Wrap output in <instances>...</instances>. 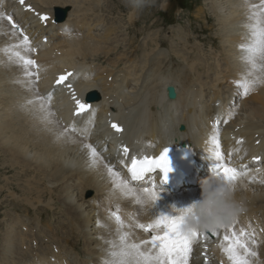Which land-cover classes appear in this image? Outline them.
I'll list each match as a JSON object with an SVG mask.
<instances>
[{
  "label": "bare ground",
  "instance_id": "1",
  "mask_svg": "<svg viewBox=\"0 0 264 264\" xmlns=\"http://www.w3.org/2000/svg\"><path fill=\"white\" fill-rule=\"evenodd\" d=\"M101 1L27 0L36 13L48 16V20L53 18L55 8H70L63 22L58 23L60 31L51 29L49 25L35 26L34 34L37 36L30 41V47L35 45L38 49L31 52L29 57L53 77L68 72L69 67L85 65L81 69H86L88 80L76 75L69 79L75 83V90L80 95L86 90L97 92L98 124L108 134L111 132L109 123L119 120L124 124L122 134L126 138L135 137L140 144L153 141L154 149L159 151L169 141L163 137L167 131H164V127L168 124L165 122L166 116H163L164 110L168 108L171 112L174 109L176 117H172L171 124L184 126L181 136L200 138L196 146L199 175L184 190L168 193L160 189L153 209L136 204L134 197L122 196L113 187L105 164L111 165L121 178L126 179L122 164L129 155L125 156L122 150L123 158L108 156L107 151L103 150L105 140L85 139L80 129V123L84 124L85 121L68 111L74 108V101L68 102L62 110L77 132L68 131L61 135L64 131L63 121L61 128L56 123L57 116L52 106L50 110H41L39 102L27 103L28 100H35V92L26 85L24 71L17 67L14 59H9L10 52L4 51L6 48L17 51L18 48H12L17 43H8L0 34V158L3 156L0 178L6 177L3 183L0 182V191L6 188L8 192L3 196L0 194V209L19 205L25 212H29L30 208L42 211L45 207L39 205L46 204V200H43L49 195L47 205L54 206L51 216L60 213V216L54 217L56 226L38 228L39 221L25 220L6 208L2 214L6 217L3 220L7 221L3 232L0 228V264H102L108 248L106 241L117 239L115 221L109 218V210L115 211L117 206L126 224H133L131 229H124L132 232V239L137 242L149 239L151 233L135 228L129 216L147 223L159 213L175 214L174 207H186L200 198V182L211 174L215 163L209 152L208 139L214 131L208 119L217 106V112L229 122L224 126L220 121L216 129L227 152L233 151L235 154L231 164L238 168L246 166L242 170L248 173L236 191V198L244 202L245 211L237 217L235 228L237 231L241 227L249 232L255 231L258 243L253 250L258 256L252 259L254 264H264V182H261L264 181V85H259L253 94L245 97L239 86L229 81V78L235 81L242 79L241 74L247 70L240 59L239 46L250 39L247 27L252 22L250 13L258 8L260 0H210L205 4L207 21L217 18V23L214 21L211 26L214 30L216 24L218 37L215 38L221 42V53L217 59L207 58L198 51L204 44L196 45V40L215 42V38L201 36L203 31L200 27L204 31L208 29L204 23L197 26L195 17L186 12L179 14L189 21L190 27V35L183 42H179L182 39L180 36V39H176L170 33H165L166 37L161 41L149 39L146 46L136 49L141 44L138 30L144 22L147 8L136 19L126 0L116 5L117 0ZM159 1L166 2L162 8L174 9L171 0ZM251 5L257 7L250 9ZM116 9L127 13V29L133 31L124 51L121 44L110 41L116 42V28L104 26L103 13H115ZM22 17H26V13ZM153 18L155 20L156 15ZM3 31L5 27L0 23V32ZM192 32L199 35L193 36ZM42 34L47 35L48 41L40 50ZM181 44L188 46L187 55H180L182 49L177 46ZM148 49L152 51L148 52ZM172 53L187 65L182 72L168 73V69H164L162 64L174 57ZM45 69L41 71L45 72ZM166 86L176 87L175 99L166 97ZM191 126L194 130L192 135ZM238 139L242 140L241 144L236 143ZM85 143H91L97 149L103 162H92L88 150L83 147ZM225 156L227 159V154ZM257 156L260 162L253 159ZM239 157H243L241 162H237ZM19 171L27 176L13 184L22 192L20 198L14 195L12 187H9L10 179H7L19 175ZM139 184L132 186L137 191L146 186L144 182ZM86 192L90 195H86ZM48 211L45 209L41 216L40 223H45L42 226L48 222ZM81 238L84 239L82 246L85 255L79 248ZM220 238L209 235L207 241L198 240L193 245L189 264H205V256L208 257V264H228L218 247Z\"/></svg>",
  "mask_w": 264,
  "mask_h": 264
},
{
  "label": "snow or ice",
  "instance_id": "2",
  "mask_svg": "<svg viewBox=\"0 0 264 264\" xmlns=\"http://www.w3.org/2000/svg\"><path fill=\"white\" fill-rule=\"evenodd\" d=\"M23 2V0H21ZM256 5H251V8H256ZM260 11H251L249 19L252 21L247 25L249 29L250 39L247 43H242L239 47L241 50V61L246 66V71L242 73V79L235 81V83L242 88V95L248 96L255 91L259 85H264V0H260ZM0 15H3L0 13ZM42 20H47V16L42 15ZM15 30L18 28L12 18L7 17ZM23 39L18 44L13 45L12 48H20L23 46L26 51L35 52V48L30 47L29 37L21 30ZM5 52H10L9 59L15 58V62L20 64L24 69L26 77H35V81L39 80V65L36 60L22 55L19 51H11V49H4ZM36 69V71H32ZM75 75L73 72H65L57 77L55 84L57 86L63 85L71 92V98L75 104V116H80L85 113H90L87 125H92L95 118V110L79 99L73 90L71 83H68L70 77ZM35 81L30 80V83ZM52 94L49 92L46 96L36 95L35 100H28V104L39 102L41 110H50ZM49 114L54 115V113ZM227 123V121H224ZM111 127L120 132L122 129L116 123H111ZM214 134L208 139L209 152L211 158L215 161L211 171L214 175L226 182H237L248 175L246 166L241 165L240 168L231 164V153L226 159L225 153L222 151L221 140L219 132L216 129V123L212 125ZM75 131L71 125L66 127L61 133L68 131ZM89 128L85 127L83 133L87 135ZM237 144H241L242 140H237ZM83 147L88 150L93 163L103 162L97 149L91 143L83 144ZM125 156L129 155V149L123 147ZM168 148L164 147L159 155L148 156L144 155L141 158L136 156L131 157V163L127 165V171L130 174L129 179H123L119 172L113 170L109 164H105V168L109 177L113 181V187L118 189L124 197H134L135 203L145 205L148 201L151 202L153 209L155 201L159 197L160 188L157 184L147 182L144 180L147 173L154 169H159L161 172L160 182H165L167 173L171 171L169 166ZM254 160H259L260 157H253ZM259 171V169L257 170ZM131 182H144L145 185L137 191L132 186ZM264 182V181H261ZM187 207L175 208V214L159 213L155 215L154 219L147 223L134 220L131 215L129 219L134 221V227L143 230L145 233H151L147 240L141 239L138 242L132 239V232L125 231V228L131 229L133 224H126L125 220L120 215L119 206L115 211L109 210V218L115 221L117 239L106 241L108 248L106 249V256L102 264H189V257L193 250V245L198 240L203 239L207 241L208 236H220L218 247L221 253L226 257L228 264H254L253 259L258 256V253L253 250L257 245L255 231H247L241 227L239 231L236 230L235 225L237 218L226 225L214 229L206 230H185L184 215ZM205 249L207 244L205 243ZM205 264H208V257H204ZM223 264V262H222Z\"/></svg>",
  "mask_w": 264,
  "mask_h": 264
},
{
  "label": "rangeland",
  "instance_id": "3",
  "mask_svg": "<svg viewBox=\"0 0 264 264\" xmlns=\"http://www.w3.org/2000/svg\"><path fill=\"white\" fill-rule=\"evenodd\" d=\"M99 1H101V0H99ZM119 1H124V0H117V3L119 2ZM196 0H192V4H194V2H195ZM210 0H202V2H203V5H204V7L202 6V8H201V10H200V12H199V16H200V20H202V17H201V14L203 13V11H206L205 9H206V3H208ZM172 2H173V0H172ZM177 2L178 3H180L181 5H183V9H178L177 7H176V5H177ZM177 2H173V4H174V9L172 10V8L173 7H171V9L170 8H162L163 6H161V5H165L166 4V2H162V4H161V2L159 1V0H155V4H154V6H152V7H148L147 8V10H146V15H145V18H147V19H145L144 18V22H143V24L142 25H140L139 26V39H140V37H141V35L143 36H145L142 40H141V44H139L138 46H136V49H142L144 46H146L145 45V43L149 40V39H154L155 41H157V42H159V41H161V38H165L166 37V34H165V30L163 29V31L160 29V28H156V27H158V26H163L164 25V22L165 21H174V23H170V24H174V25H171V26H168V25H170V24H167L166 25V27H167V31H166V33H168V31H170V30H179V31H181V32H185L186 30H187V28H188V21H185L184 22V19L183 18H181V16L180 15H177L180 11H185L186 10V7L188 8L190 5H189V3H190V1L189 0H177ZM116 3V4H117ZM156 5V6H155ZM205 8V9H204ZM199 8H195V10H198ZM117 10V9H116ZM131 10H133V9H131L130 8V11ZM168 10H172L171 12L170 11H168ZM129 11V12H130ZM157 11V12H156ZM128 12V13H129ZM143 11H140V12H134L135 13V17H136V19L139 17V15L142 13ZM125 15H127V13H125V12H123V13H121V12H119L118 10L117 11H115V13L114 14H109L108 16H106V20H111V19H113V24L114 25H118V22H120L121 24V26H123L124 27V22H125V19H126V16ZM154 15H156V21L154 20V18L152 19V16H154ZM190 16H192V17H195L196 18V15H195V13H193V12H190ZM151 17V18H150ZM216 16H214V18H215ZM208 19V18H207ZM150 21V22H149ZM164 21V22H163ZM177 21H180V23H181V25H179V24H176V22ZM203 21V20H202ZM208 21H211V20H208ZM212 21H215V23H217L216 21H217V18H215V19H212ZM153 22V23H152ZM151 24V25H150ZM206 25V24H205ZM214 25V24H213ZM212 25V26H213ZM209 27H211L210 25H209ZM116 29H118V26L117 27H115ZM153 28H156V29H153ZM148 29H153L152 31H148ZM200 29L203 31V33H205V31L200 27ZM217 30H218V28H217ZM119 31H121L123 34H122V36H121V34H119L118 33V37H119V39H123V38H125V39H127L128 38V35H127V33H126V31H125V29H120ZM129 31V34L131 33V32H133L132 30H128ZM207 32V31H206ZM149 33H151V34H149ZM152 33H154V34H152ZM208 33V32H207ZM148 34V35H147ZM209 34H210V36L211 35H213L214 37L216 36V37H218V32L216 31V24H215V26H214V30H212V28L209 30ZM124 36V37H123ZM219 37H220V31H219ZM133 39V38H132ZM167 39H171V38H167ZM203 44L205 43V41L203 40V42H202ZM221 42H220V40H216L213 44H212V42H211V44H212V48H211V51L209 52V55H210V57H212V58H215L216 57V53L218 54V53H220L221 52V44H220ZM198 43H196V45H197ZM162 46H164V44H162ZM169 45H167V46H165V47H168ZM126 45H125V47H124V49H126ZM177 47H181V53H180V55H182V54H185V55H187V47L188 46H186V47H184L182 44L180 45V46H177ZM185 48V49H184ZM148 52H151L152 51V49H148L147 50ZM186 51V52H185ZM200 53L202 52V49L200 48V50H198ZM117 52H119L118 50H117ZM127 53V55L129 56V53L128 52H126ZM140 56H142L140 53H138ZM202 54V53H201ZM172 56H174V57H170V58H168L167 59V63H165V64H162L163 65V67H164V69L167 71V69L168 70H170V68H172L173 70H174V72H177V71H183L186 67H187V65H186V67H183V66H181V65H179V63H180V61L178 60L179 59V57L178 56H176V55H173V53L171 54ZM178 58V59H177ZM217 59V58H216ZM170 62H172L171 64H170V67H169V63ZM184 64H185V62H184ZM182 67V68H181ZM179 71V72H180ZM198 71H199V69H198ZM168 73H170V71H167ZM204 76H205V74H204ZM3 157V156H2ZM2 157L0 158V160L2 159ZM2 160H1V163H0V166H3V164H2ZM2 164V165H1ZM16 171H17V169H16ZM15 178V180H13ZM23 178H27V176H25V175H23V173H22V175H21V172L19 171V175H16V176H14V177H12V178H8L7 177V179H10V183H9V187H12V189L11 190H13L14 192H15V194L14 195H18L19 196V198L21 197V195H23L22 194V192L21 191H19L18 190V188H17V186L16 185H14L13 186V184H16V182H17V180H19V181H21ZM3 179H6V177L5 178H3ZM3 179L2 178H0V182L1 183H3L2 181H3ZM12 180V181H11ZM13 182V183H12ZM6 191V192H5ZM5 192V193H4ZM8 192H7V190H6V188L5 189H2L1 191H0V194H1V196H3L4 194H7ZM10 193V192H9ZM90 193L89 192H86V195H89ZM49 199H50V196L49 195H46V197H44V200L43 201H45L46 200V204H40L39 206H44L45 208H47V203L49 202ZM42 201V202H43ZM21 205H22V203H21ZM56 205V204H55ZM23 206V205H22ZM57 206V205H56ZM32 207H33V205H32ZM8 210H9V212H10V210H12V211H14L17 215H20V214H22L23 216H26L27 214L26 213H23V207H20L19 205H15V206H7L6 207ZM5 208V209H6ZM33 208H35L36 209V207H33ZM4 209V207L3 208H1L0 209V220H2V223H0V228L2 229V232H3V229H4V223L5 222H7V221H5L6 219H4L3 220V218H6L5 216L3 217V215L2 214H4L3 213V211L5 210ZM21 212H20V211ZM43 211H45V209H43L42 211H39L38 209H37V214L38 215H40V214H42L43 213ZM18 212H19V214H18ZM26 214V215H25ZM46 215H49V220H50V222L51 223H54L53 221H52V219H53V217L51 216V212H50V214H49V211L48 212H46ZM46 215H44L43 216V218L46 216ZM28 219H31L32 218V215H31V212H30V214L29 215H27L26 216ZM40 218H41V216H39ZM8 221H9V218H8ZM0 229V230H1ZM1 236V235H0ZM82 244L84 245V239L83 238H81V241H80V245H79V248H80V252L82 253V255H85L84 253H83V246H82ZM85 247V246H84ZM86 248V247H85ZM79 253V252H78ZM88 255V254H87ZM81 257V256H80Z\"/></svg>",
  "mask_w": 264,
  "mask_h": 264
},
{
  "label": "clouds",
  "instance_id": "4",
  "mask_svg": "<svg viewBox=\"0 0 264 264\" xmlns=\"http://www.w3.org/2000/svg\"><path fill=\"white\" fill-rule=\"evenodd\" d=\"M134 12L152 7L155 0H126ZM240 181L226 182L211 172L200 182V198L190 203L184 215L185 230L214 229L230 223L245 211V204L236 198ZM146 206L151 207L148 201Z\"/></svg>",
  "mask_w": 264,
  "mask_h": 264
}]
</instances>
